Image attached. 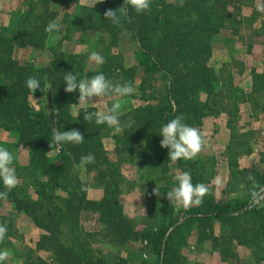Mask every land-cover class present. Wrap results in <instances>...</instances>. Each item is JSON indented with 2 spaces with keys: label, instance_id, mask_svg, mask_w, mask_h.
Returning <instances> with one entry per match:
<instances>
[{
  "label": "trees",
  "instance_id": "1",
  "mask_svg": "<svg viewBox=\"0 0 264 264\" xmlns=\"http://www.w3.org/2000/svg\"><path fill=\"white\" fill-rule=\"evenodd\" d=\"M123 3L124 0H104L102 4L86 6L79 5L77 0H26L25 9L11 12L8 26H0V130L16 138L14 143L0 142V147L13 153V167L20 182L7 199H0V209L5 203L11 204L16 212L28 216L42 232L35 249H27L22 264H107L105 257L94 254L84 240L80 215L86 211L99 216V223L103 224L112 243L125 245L138 239L144 242L150 264H186L182 248L193 233L197 243L209 244L222 260L236 258L230 246L234 239L237 245L250 250L256 249L262 240L260 220L263 215L258 206L252 204L251 193L264 187V171L254 167L240 169L237 163L240 155L235 150L228 155L230 180L225 193L234 192L235 187L241 185L249 188L248 196L220 204L212 195H206L201 206L184 209L180 214L182 220L174 213L173 207L152 212L151 217L157 222L137 235L119 201L120 159L114 164L103 149L102 140L113 128L106 124L98 126L94 121L86 122L84 112H99L97 107H79V92L64 91L67 72H73L78 81L103 74L113 83L131 82L134 87L136 69L125 68L122 56L112 54L109 48L102 54L105 62L100 68L84 75L81 60L88 61V55H71L49 49L51 60L44 68L22 65L13 57L16 47L45 48L56 34L45 32V27L53 20H60L63 26V35L57 45L62 40H70L74 32L99 34L95 42L98 45L105 44L104 36L114 41L123 31L135 39L146 58L141 64L143 77L138 88L144 91L152 87L158 72L166 74L168 79L160 88L151 91L143 104L119 118L122 126H128L118 134L121 136L114 137L116 151H126L133 159L138 157L142 167L140 180H146L145 173L152 174L149 182L163 181L165 184L157 191L167 195L177 183L168 176L172 161L168 149L160 147L161 127L178 115H183V122L194 128L201 125L203 119L223 112L234 117L226 109L234 92L229 87L230 74L224 75V68L217 70L209 65L212 39L226 19L233 16L228 12L231 0H152L149 12L137 14L128 7L121 26H115L105 19L104 13L108 9H119ZM235 10L239 15L238 9ZM30 76L40 80V88L44 91L30 93L25 84ZM251 79L250 95L264 88V72L252 71ZM45 91L50 95V111H34L29 99L40 98ZM130 96L132 94L127 97ZM113 97L106 102L108 108L115 102ZM75 107L77 111L73 114ZM227 126L233 128L230 121ZM72 129L83 134L82 144L53 142L56 131ZM231 143L234 147L241 144L238 140ZM54 144L60 148L59 163L56 164L48 158ZM20 148L27 155L25 165L17 161L15 153ZM89 153L94 155L95 163L83 168L85 174H93L94 180L103 186V196L98 201L87 198L79 177L80 167H76L81 156ZM178 161L182 163L181 159ZM184 164L193 184L203 182L205 170L211 177L214 174V163ZM249 176L254 177V181L249 180ZM0 191H5L2 181ZM215 223L221 227L217 234L213 228ZM0 224H6L8 229L0 244L11 246L18 237L12 214L0 212ZM261 250L260 254L264 253V247ZM36 251L51 253V262L35 256ZM262 258L264 260V256Z\"/></svg>",
  "mask_w": 264,
  "mask_h": 264
},
{
  "label": "rangeland",
  "instance_id": "2",
  "mask_svg": "<svg viewBox=\"0 0 264 264\" xmlns=\"http://www.w3.org/2000/svg\"><path fill=\"white\" fill-rule=\"evenodd\" d=\"M77 1L79 5L86 6H93L94 3L93 0ZM25 6L26 0H0V26H8L11 17L10 13L16 10H24ZM244 7H247L248 11H253L252 15L248 17L247 20L243 18L240 12L238 15L235 10V8H237L241 11ZM261 8H264V0H231L228 12L233 14V16L226 19L220 32L212 39V55L209 60V65L217 70L224 68V75L230 74L229 77L231 82L229 87H231L234 92L227 102L228 106L226 109L230 110L234 114V117H231L227 112H223L219 115L203 119L201 125L195 127L203 136V150L195 159H181L182 163L179 161H172L168 173L169 179L172 182L177 183L174 178L185 171L188 172L187 165L185 166L184 163L193 164L196 162H203L206 165L214 163V174L211 177L206 174L205 170L204 180L202 183L209 189V193L207 195H212L216 202L220 204L226 203L232 198H244L248 196L249 191L248 187L245 189V187L243 188L240 185L235 187L233 190L234 192L225 194L221 192L224 185L228 183L226 180H230L229 169L226 176L224 173L225 162H228V155L230 151L235 150L239 153L240 156L237 159V163L240 169H249L254 167L259 171H264V88L252 95H250V91L248 93H244L243 90L239 89L240 85H243L244 78L239 76L237 77V75L238 73L242 74V71L246 72L247 67L249 68V66L246 67L245 65L243 50H233L230 53L229 60H227V62H221V60L214 57L216 55L215 53L220 49L221 44L219 43V36L223 35L222 30L224 28H226L225 30L228 34V29L234 25L238 26L240 34H243L244 36L249 34L253 35L251 27L254 22H257L261 26L262 31V35L259 39H264V11L258 10ZM61 13H63V11H61ZM257 18H259V20H257ZM234 20L237 22L236 24L233 22ZM57 23L61 26L60 31L49 39L45 48L32 49L30 47H16L13 52V57L22 65L44 68L48 66L51 60L52 53L49 49L54 50V52H64L71 55L89 56L93 51L102 55L104 54L105 49L109 48L112 54H119L122 56L125 68L136 69L134 79L135 91L132 96L124 98L116 96L113 97L115 102L119 101L122 105L119 112V118L129 114L131 110L138 105L143 104L144 99L147 98L151 91L157 90V88H160L166 83L168 79L166 74L158 72L155 75V83L151 84L152 87H148V84H146L145 87H148L146 90L143 91L138 88L141 83V78L143 77L141 64L146 61V58L136 40L131 38L125 31L121 32L114 41H110L107 36H104L103 39L105 44L102 45L95 44L99 36V34H96L95 32H74L70 40H62V43L57 45L63 35V26L61 25L60 20H58ZM234 56L236 58L231 60ZM81 64L83 66V75L88 71L98 70L101 66L90 63L89 61L83 62V60H81ZM262 67L263 73L264 62ZM234 71H236L235 76H233L232 73ZM235 90H238V92ZM159 91L161 90L159 89ZM49 97V92L45 91L40 98H30L29 102L31 108L34 111L42 110L48 113L51 109ZM107 100H109L107 97L99 99L93 98V103H79V107L93 106L97 107L99 112H107ZM230 101L233 103L232 107H229ZM241 101L248 102L246 105L248 108L247 110L243 107H240L241 109L239 108ZM238 109L239 112L237 114ZM76 111V107L72 109L73 114H76ZM128 119L129 117L126 118V120ZM207 119H210L209 121L213 124V128L212 125L210 129L207 128ZM214 120H216V122H214ZM229 121L233 127L232 129L227 126ZM118 134H120V132H116L114 128L110 132H107L102 140L103 149L106 152V156L114 164H117L120 159V163L118 165V176H120L121 180V193L119 195V201L124 215L132 222L135 233L139 235L143 229H146L157 222V220H153L151 217L152 212H160L161 210L173 207L174 213L180 216V214L184 211V208L179 205L171 204V202L167 199V195L154 194L158 187L165 184L163 181L150 183L149 181L153 178V175L149 173L144 174V176H146V180H140L139 176L141 174L142 167L139 166V158H131L129 153L126 151H116L117 149L114 137L121 136ZM233 140H238L241 144H239L238 147H234L231 143ZM15 141L16 138L13 135L0 130V142L14 143ZM243 142L245 144H242ZM59 149V146L54 144L48 155L49 160L53 164L59 163ZM15 154L18 157L17 161L19 164L25 165L27 163V155L22 148H20ZM147 172L150 171L147 170ZM79 177L82 179L86 189L87 198L91 201L100 200L103 196V186L98 183L99 181L97 182L94 180L93 174H85L84 168L80 167ZM217 179L220 181L219 185L216 183ZM129 183H133V187H131ZM17 185H20L19 181ZM226 198L227 200L223 201ZM255 205L258 206L263 215L260 220L263 226L262 240H260L256 249L250 250L247 248L245 250L243 249L245 247L237 245L236 240L234 239L230 246L232 253L236 256V258L222 260L219 254L210 249L209 244L197 243L196 236L193 233L188 237L186 246L184 245L182 248L184 251V257L186 258V264H264V260L262 258L264 253L260 254V251H262L261 249L264 247V199ZM0 212L3 215L12 214L15 228L18 231V237L12 242L13 244L11 246H2L0 244V250L7 249L10 252L8 259L3 263L22 264L24 257L27 255V249H35L36 242L42 232L33 224L32 220L28 216L24 213L16 212L11 204L5 203V205H3L0 209ZM180 220H182L181 216ZM80 224L83 227L84 240L88 243L94 254H99L105 257L107 264H123L122 261H124V264L151 263V258L149 256V251L146 249V244L141 242L139 239L136 241H129L125 245L112 243L110 235L105 230L103 224L99 223V216L96 213L91 211L83 212L80 215ZM213 228L216 234L221 229L219 223H215ZM34 255L41 257L47 262H51L52 254L49 252L36 251Z\"/></svg>",
  "mask_w": 264,
  "mask_h": 264
},
{
  "label": "clouds",
  "instance_id": "3",
  "mask_svg": "<svg viewBox=\"0 0 264 264\" xmlns=\"http://www.w3.org/2000/svg\"><path fill=\"white\" fill-rule=\"evenodd\" d=\"M104 3V0H94L93 6ZM152 0H124L123 5L117 9H108L104 13L106 20L111 21L115 26H121L123 16L127 13V8L131 7L137 14L149 12L151 10ZM264 11V8L258 9ZM119 13V14H118ZM60 25L55 21H50L45 27V32L49 34L58 33ZM58 38V37H56ZM88 61L96 65H102L105 61L103 56L98 52H91L88 56ZM27 89L30 93L35 94L41 89V82L36 77H28L25 81ZM64 84L66 93L79 92V103H93V98L107 97L111 99L116 97H127L134 93L135 89L131 82L113 83L108 80L103 74H97L88 80H77L73 72H67L64 75ZM121 103L116 101L112 104L107 112H88L84 113L86 122H95L96 125H104L114 128L116 132H122L124 127L119 119ZM183 115H178L161 127L160 147L168 149V157L171 161L180 159L192 160L203 150L204 139L202 134L194 127H191L183 122ZM53 142L57 144H73L79 145L84 142V136L78 129L69 131H56L52 137ZM14 155L5 147H0V181H2L5 191H0V199H7L8 194L17 186L18 178L16 176L14 164ZM95 163V157L89 153L81 156L80 163L76 167H84L85 165ZM177 186H174L170 191H167V199L171 204L179 205L185 210L191 207H199L204 202V197L209 193L208 187L203 183L193 184L189 172L185 171L174 178ZM249 180L254 181V177L249 176ZM217 185L220 184L219 179L216 180ZM253 188L256 189L255 183ZM155 195H159L157 189ZM252 204H258L264 199V188L253 190L251 193ZM6 224H0V242H3L7 234ZM9 250H0V264L8 259Z\"/></svg>",
  "mask_w": 264,
  "mask_h": 264
},
{
  "label": "crops",
  "instance_id": "4",
  "mask_svg": "<svg viewBox=\"0 0 264 264\" xmlns=\"http://www.w3.org/2000/svg\"><path fill=\"white\" fill-rule=\"evenodd\" d=\"M239 12L243 16V18H245L247 20V18L252 15L253 11H248V8L244 7L241 11L238 10V13ZM258 17H260V16H258ZM257 20H259V18H257ZM254 23L251 27L253 35L249 34V35L244 36L243 34H240L238 26H234V25L228 29L229 30L228 34L226 33V30H225L226 28H224L222 30L223 35L219 36L220 37L219 43L221 44L220 49L215 53L216 54L215 56H214V52H213L214 57L221 60V62H227V60H229V55L233 50H236V51H242L243 50L244 51L245 65H246V67L249 66V68L247 67L246 72L242 71V74L238 73V75H237V77L239 76V77L244 78L243 85H240V87H239V89L243 90L244 93H248L252 88V79H251L252 70H254L255 73H262V71H263L262 64L264 62V39L263 38L261 40L259 39L262 35L261 26L257 22L255 24ZM219 37H217V38H219ZM235 58L236 57L234 56V58H231V60L235 59ZM235 72L236 71L232 72L233 76H235ZM247 103L248 102H246V101H241L239 108L243 107V108H245V110H247L248 109L246 106ZM232 104L233 103H231V101H230L229 107L230 106L232 107ZM238 112H239V109L237 110V114H238ZM209 120L210 119L206 120V124H207L208 129L211 128V125L213 128V124ZM216 120H214V122H216ZM226 121H227V119H226ZM263 125H264V119H263ZM224 168H225L224 173L226 176L228 174L227 162H225ZM226 181L228 182V180H226ZM226 185H227V183L224 185V188L221 189V192H223L224 194H225ZM230 195H232V194H230ZM226 200H227V198L224 199L223 201H226ZM243 249L246 250L247 248L245 247Z\"/></svg>",
  "mask_w": 264,
  "mask_h": 264
}]
</instances>
